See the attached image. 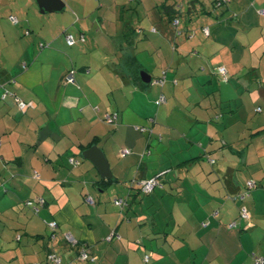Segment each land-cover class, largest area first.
<instances>
[{
	"label": "crops",
	"instance_id": "0c3cea01",
	"mask_svg": "<svg viewBox=\"0 0 264 264\" xmlns=\"http://www.w3.org/2000/svg\"><path fill=\"white\" fill-rule=\"evenodd\" d=\"M34 1L26 0L28 11L35 12L31 19L47 20L50 16L36 15ZM64 1L65 11L57 17L61 25L47 29L46 23L40 29L50 41L44 35L31 37L12 74L0 80V264H57L47 261L50 252L62 257L61 264H169L160 255L154 259L167 243L178 249L172 256L179 259L187 252V241L179 235L183 223L176 219V212H182L172 211L170 233L161 225L165 216H159L160 206L156 211L153 206L174 192L168 182L178 189L186 170L201 165L205 155L214 159L209 164L221 183L213 191L222 192L210 196L217 202L215 224L242 225L243 249L227 260L255 264L254 253L264 258V233L260 251L258 243L251 247L260 237L252 226L264 229V0L222 5L210 0V6L207 0H191L181 10L177 28L165 11L171 5L180 10L176 0L148 4L145 15L126 0H103L96 9L85 7L86 0ZM69 7L81 15L74 19L78 29L68 26ZM128 10L133 15L127 19ZM136 12L148 27L134 28ZM102 13L107 16L95 18ZM120 22L124 28L119 33ZM207 26L206 35L202 29ZM67 33L74 35V45L67 43ZM71 69L76 70L75 82L66 80ZM141 70L152 76L150 85L143 82ZM180 73L186 78L179 80ZM164 76L165 82L157 83ZM4 91L29 107L21 110L13 97L3 99ZM163 94L167 100L160 104ZM170 101L172 107L162 112ZM257 112L258 121L249 126ZM116 113L117 121L109 123L106 117ZM148 123L150 131L140 130ZM215 135L221 143L218 157L205 144ZM94 143L103 149L115 179L103 180L92 161L78 159ZM125 147L132 152L121 157ZM150 147H155L153 158L145 156ZM202 148L201 156L192 155ZM161 173L162 185L148 195L141 191L139 181ZM199 173L198 168L193 178L203 182L207 177ZM249 180L258 188L246 200L230 198L243 192ZM38 197L45 203L35 211L27 202ZM221 197L229 201L224 204ZM120 198L126 204L117 206ZM242 205L251 213L249 220L240 218ZM204 211L208 214L191 221L193 228V223L210 227L205 220L212 214ZM54 220L57 235L51 239ZM67 233L77 239L75 245L68 244ZM84 246L95 261L79 260ZM149 252L153 255L145 261Z\"/></svg>",
	"mask_w": 264,
	"mask_h": 264
},
{
	"label": "rangeland",
	"instance_id": "374dc122",
	"mask_svg": "<svg viewBox=\"0 0 264 264\" xmlns=\"http://www.w3.org/2000/svg\"><path fill=\"white\" fill-rule=\"evenodd\" d=\"M120 1L123 2L124 0H120ZM156 1L160 2L162 0H126V3L130 6L131 9L135 8V6L136 8H138L139 6L140 15H145L146 13L145 6H147L148 4L154 3ZM169 1H171V3H174L175 0H169ZM176 1L178 2L176 4L177 5L179 4L180 10H182L183 8L188 9L190 7L189 3L191 2V0H176ZM102 2L103 0H86V2L85 3L83 2L82 4L85 7L87 6L91 9H96L100 7V4ZM34 3L35 5L33 7H35L36 15L38 17L50 16L49 18L51 19L48 20L49 19L48 18L47 20L42 21V22H41V19L39 20L31 19L35 15V12L28 11L29 9L27 8L26 0H0V80L5 81L7 77L10 74H12L13 67L14 65L18 64L17 61L20 59V56L22 55L23 51L26 50L27 45L29 43V39L31 37H35V36L40 37V35L42 36L44 35L39 32H40V29H42L46 23H48L47 29H52V28L54 29L61 25L60 20L57 17H60L61 16L60 14H62V12H60V14L59 12H55L53 13V15L48 14V13L41 14L37 3L35 1ZM206 3L208 4V6L212 4L210 0L209 1L207 0ZM181 5H182V8H181ZM69 9H70L72 16L70 15V17H68L66 20H70V18H72L71 19L72 22L68 24V26L71 27L73 25H76L74 19L81 15L79 12L77 13V15L75 14L77 9H75L74 7L73 8L69 7ZM10 14H13V16L18 17V22L16 23L13 22L11 18L9 20L8 16L11 17ZM131 15H133V13L130 10H128L126 12V16H127L126 18L128 19ZM105 16H107V14L102 13L99 16H96L95 18L99 19L101 17L104 18ZM135 18L136 19L133 20L135 29L141 26L142 24H143L142 25L143 28H146L149 26L148 23L146 22L147 20H144V18L140 17L141 19L140 20L138 19L137 12H136ZM29 21H31L32 24ZM34 23H37L38 25L37 27H35L36 29L33 27ZM78 27L77 25L75 26V28L77 29ZM123 28H124V23L120 22L119 29H118L119 33L123 32ZM28 30H32L31 35L29 34ZM71 32L73 31L71 30ZM110 32H112L111 34L117 33V31H114V30ZM46 37L47 36L44 35L43 39L47 43L50 41V39L48 38L47 40ZM41 46L43 47V45ZM95 47H96V44H95ZM118 47L122 51L121 46H118ZM177 75H178L179 80H183L187 76L186 74L183 75L181 73ZM179 98L181 101L185 102V98L182 94L180 95ZM172 105L173 104L170 101V103L167 106L163 104L160 109L161 111L165 108L166 110H168L170 107H172ZM249 119H250L249 126H254V123L258 121V112L256 114H252L251 118ZM185 120L187 121V119ZM147 127L150 131L152 128V125L148 123ZM215 137L216 139H213L212 142L206 141L205 144L209 148L208 149L209 151H212V149H215L211 152V154L215 157H218L219 154L217 153V150L219 146L221 145V143L219 140V135H215ZM195 145L199 146L198 143H196ZM202 150H203L202 153L200 150L198 153L192 152V155L201 156L204 153V148H202ZM146 152L147 154L145 156L147 157L152 156L153 158L156 155L155 147H150ZM205 156L206 158L201 160V163H202L201 165H198V167H194V169L192 170H189V171L186 170V172L184 173V176L187 179L184 182L183 181L180 182L179 184L180 186L178 187V189H176V185H171L170 182H168L169 184L167 188L168 189L172 188L174 192L171 193V196L170 195L167 196V200L165 202L164 200L160 198L159 200L157 199L156 206H153L155 211L158 210L157 208L160 206L159 216H165V218L164 219L162 218L161 220V225L165 226V229L168 228L167 231L168 232L170 231V233H171V229H172L171 227L174 221L173 216H171L172 211L175 210L178 212H182V213L176 212V219L179 220V222L183 223V226H182L183 228H181V232L180 233L178 232V233L180 236L185 238L187 241L186 243L187 252L185 253L186 256L183 253L179 254V259L172 256L173 253L176 252L178 249L171 248L170 244L168 245L167 243V246L165 248L163 249L161 248V250L155 251L156 255L154 259H157L160 255V257L165 258V263L167 261V263L169 264H204L205 261H206V264H231V262L227 260V257H229L230 255L238 256L240 254L241 249H243L242 241H241L242 225H240L238 228L233 229L230 225H228V223L224 224L222 227L218 226L217 225L218 223L215 224V220L217 219L216 218L214 219L215 217L214 211H216L215 207L217 205V202L215 201L213 202L210 196L215 192H218V193L220 191L222 192V190L213 191L214 188L217 187V184L219 183L220 185L221 183L215 179V177L217 176V173L215 170L213 171V169L210 167L211 165L209 163L212 160L211 157L207 155ZM78 159L81 162L85 161V159L82 158V155H78ZM198 168L201 170V173H199L198 176L203 175L207 177L206 179H204L203 182L196 181L193 178L194 175L197 176V174H195V171H197ZM173 194H176L175 198L172 197ZM192 197L193 198L195 197V200ZM222 200L223 202H225L224 204H226V201H229L227 197L222 198ZM248 202L246 203L249 206L250 204ZM227 203H229L228 205L233 206L231 202H227ZM210 205L213 207H211ZM224 206L225 205L221 204L220 206H218V209L223 210ZM205 208L208 209L210 211V214H212L213 216V217L211 216V218L209 219L206 217V220H205V223H208L210 227L205 228V226L202 227L201 224L193 223L195 226L197 225L196 228H193L191 221L192 222L195 221L196 218H198L202 213L206 215L208 214V213H205L204 211ZM184 209L186 212H184ZM232 212L235 213V210H233ZM164 220L167 222L166 225L164 223ZM244 223L245 221L243 222V224ZM253 229H257L254 232V236L255 237L260 236V237L256 238L255 240L251 242V247L252 245L256 246L258 242L260 243V240L262 239L261 237L263 236V233H264L263 227L261 229L259 227L254 228L252 226V231ZM164 232L166 233V231ZM159 234H160L159 235L160 237H163V238L166 237V234H162V233H159ZM169 236L171 239L172 238L171 234H169ZM259 243H258V248H259L258 251H260ZM261 250L264 251L263 246ZM149 253L152 254V252H149Z\"/></svg>",
	"mask_w": 264,
	"mask_h": 264
},
{
	"label": "built area",
	"instance_id": "2783aa9c",
	"mask_svg": "<svg viewBox=\"0 0 264 264\" xmlns=\"http://www.w3.org/2000/svg\"><path fill=\"white\" fill-rule=\"evenodd\" d=\"M217 3H218L219 5H222V4H224V3H225V4H226V3H229V0H219ZM260 12H261L262 14H264V10H260ZM10 18H11V20H13V22H15V23L18 22V19H17L15 16H11ZM178 22H179V21L176 20V21H175V24H178ZM203 30H204V32H205L206 35L210 33V28H209L208 26H207L206 28H204ZM66 38H67V43H68V44H70V45H73V44H74V42H75V37H74V35H73L72 33H68ZM82 38H84V35H83ZM41 45H43V44H41ZM222 72L224 73L225 78L228 79L229 75H228L226 69H223ZM74 73H75L74 70H72V71L69 72V74H68V76H67V78H66L67 82H68V81H69V82H75V79H74ZM165 80H166V78H165V76H164V78H162L161 80L157 81V83H159V84L162 85V84L165 82ZM9 95H12V94H10L9 91H5V92L3 93V98H6V97L9 96ZM15 100H16V103H17V104L19 105V107L21 108V110H25L27 107H29V105H28L25 101H23V100H21V99H19V98H17V97L15 98ZM166 100H167V99L165 98V95L163 94V95L159 98V103L161 104V103H163V102L166 101ZM258 109L261 110V107H259ZM118 116H119L118 113H116V114H109V115L106 117V120H107L109 123H112V124H113V123H115V122L117 121ZM146 129H148V128H147V127H144V126H142V127L140 128V130H146ZM131 152H132L131 147H130V148H129V147H125V148H123V149L120 150L119 155H120L121 157H126V156H128ZM70 161L73 162V163H75V164H78V163H79V161H77L74 157H71ZM211 162L213 163V162H214V159L211 160ZM161 176H162V173H161V174H158V175H155V176L152 177V178L145 179V180H143V181H139V182H140V189H141V191L144 192V193H146V194H149V193H151V192L155 189V187H157V186H159V185H162V181H161V179H160ZM256 185H257V182H256L255 180H249V182L247 183V185H246V187H245L246 190L243 191L242 193H240V194L238 195V197H236V199H237V200H238V199H240V200H244L246 197L249 196L250 191H251L254 187H256ZM86 200H87L89 203H91V204L94 203L93 197L90 196V195H88V197L86 198ZM27 203H28V205H30L35 211H38L39 207L45 203V199L42 198V197H38L37 200H35V201H33V200L30 201V200H29ZM115 204H116L117 206H120V205H124V204H126V202H125V200H124L123 198H120V199H115ZM239 213H240V215H241V218L246 219V220L249 219V218H250V215H251V213H249V211H248V209H247L246 206H242V207L240 208ZM231 226H236V223H232ZM49 227H50V229H51V233H53V234H52V238L54 239V238L56 237V235H57L55 231H56V229H57V227H58V222L55 221V220H54V221H51V223L49 224ZM113 236H114V235H111L110 238H108V240L112 239ZM66 241H67L68 244H70V245H75V243H77V239L74 238L73 235H72L71 233H67V234H66ZM150 257H151V254H147L146 257H145V261H148V260L150 259ZM96 259H97L96 256L91 255V254L89 253V249H88L87 247H83L82 250H81L80 253H79V260H81V261H88V260L95 261ZM253 259L255 260V264H264V258L261 257V256L256 255L255 253L253 254ZM47 261H48L49 263L55 262V263H57V264H61V263H62V257L59 256L56 252H52V253H49V254L47 255ZM41 264H43V263H41ZM70 264H75V263H70Z\"/></svg>",
	"mask_w": 264,
	"mask_h": 264
},
{
	"label": "water",
	"instance_id": "95a60500",
	"mask_svg": "<svg viewBox=\"0 0 264 264\" xmlns=\"http://www.w3.org/2000/svg\"><path fill=\"white\" fill-rule=\"evenodd\" d=\"M41 13H53L65 11L66 2L64 0H35ZM140 76L146 85L152 83V76L149 75L145 70L140 71ZM82 158L92 161L100 172L103 180L115 179L114 173L111 171L110 161L106 158V155L97 144L86 148L83 151Z\"/></svg>",
	"mask_w": 264,
	"mask_h": 264
},
{
	"label": "trees",
	"instance_id": "16d2710c",
	"mask_svg": "<svg viewBox=\"0 0 264 264\" xmlns=\"http://www.w3.org/2000/svg\"><path fill=\"white\" fill-rule=\"evenodd\" d=\"M219 0H217V2H218ZM216 2V3H217ZM218 4V3H217ZM219 5V4H218ZM165 11H166V13H167V15L168 16H170V18L171 19H173L174 20V24H175V21L176 20H178L179 22H178V24L180 23V19H179V16L182 14V12H181V10H179V9H176L175 8V5H171V6H166L165 7ZM18 19V18H17ZM178 24H175V26H176V28H177V26H178ZM68 34V33H67ZM66 37H67V35H66ZM83 37V36H82ZM75 43V42H74ZM74 45V44H73ZM72 70H74V72H76V70L75 69H71L70 71H72ZM74 75H75V73H74ZM162 78H164V77H162ZM159 80H161V79H159ZM158 80V81H159ZM5 92V91H4ZM10 94H12V95H9V96H7L8 98H10V97H13L14 99L17 97V95L16 94H13L11 91L9 92ZM6 97V98H7ZM2 98H3V95H2ZM6 98H3V99H6ZM18 98V97H17ZM20 99V98H19ZM16 101V100H15ZM144 127H146V126H144ZM132 149V148H131ZM120 152V151H119ZM109 180V179H108ZM107 180V181H108ZM255 188H258V185H256V187H254L251 191H253ZM245 189V188H244ZM246 190V189H245ZM244 190V191H245ZM251 191H250V193H251ZM240 193H242V192H239L238 193V195L240 194ZM238 195H231L230 196V198H232V199H235L236 200V197H238ZM250 195V194H249ZM87 197H88V195H87ZM249 197V196H248ZM248 197H246L244 200H246ZM240 200V199H239ZM33 201H35V200H33ZM241 201H243V200H241ZM242 206H244V205H242ZM241 206V207H242ZM240 207V208H241ZM240 211V210H239ZM250 217H251V215H250ZM240 218H241V215H240ZM250 219V218H249ZM249 219H247V220H249ZM237 226V225H236ZM52 234L53 233H51V239H52ZM84 247H86V246H84ZM88 248V247H87ZM50 253H52V252H50Z\"/></svg>",
	"mask_w": 264,
	"mask_h": 264
},
{
	"label": "clouds",
	"instance_id": "9594fccd",
	"mask_svg": "<svg viewBox=\"0 0 264 264\" xmlns=\"http://www.w3.org/2000/svg\"><path fill=\"white\" fill-rule=\"evenodd\" d=\"M13 16V15H12ZM16 17V16H15ZM17 18V17H16ZM66 40H67V38H66Z\"/></svg>",
	"mask_w": 264,
	"mask_h": 264
}]
</instances>
